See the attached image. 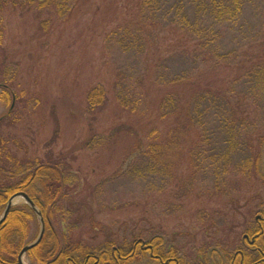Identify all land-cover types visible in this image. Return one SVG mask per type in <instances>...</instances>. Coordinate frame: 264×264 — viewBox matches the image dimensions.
<instances>
[{
    "label": "rangeland",
    "instance_id": "374dc122",
    "mask_svg": "<svg viewBox=\"0 0 264 264\" xmlns=\"http://www.w3.org/2000/svg\"><path fill=\"white\" fill-rule=\"evenodd\" d=\"M152 14L144 0H0L1 150L22 159L50 153L68 162L70 190L52 211L61 239L100 249L107 242L159 236L163 250H173L186 264H227L237 249L249 247L245 234L251 237L264 215L263 177L234 168L226 174L210 160L198 166L200 159L191 154L194 134L168 154L174 163L168 184L163 176L123 173L134 137L86 144L92 136L87 101L97 85L108 96L94 121L101 136L125 123L144 143L156 127L162 142L177 125L176 115L160 114L162 97L175 87L160 80L158 65L185 44L168 26L153 24ZM251 23L257 25V18ZM120 77V88L140 99L138 111L119 104ZM248 120L252 126L259 122ZM233 155L240 160V153ZM23 203L19 198L15 204ZM89 204L105 231L91 227ZM36 221L28 240L39 234ZM23 261L31 260L25 254Z\"/></svg>",
    "mask_w": 264,
    "mask_h": 264
},
{
    "label": "trees",
    "instance_id": "16d2710c",
    "mask_svg": "<svg viewBox=\"0 0 264 264\" xmlns=\"http://www.w3.org/2000/svg\"><path fill=\"white\" fill-rule=\"evenodd\" d=\"M144 4L153 13V24L168 26L185 44L158 65L160 80L175 87L162 97L160 114L176 115L177 125L168 130V138L162 142L158 141L156 127L147 135L149 142L144 143L137 131L125 123L115 126L110 135L101 136L94 121L96 114L105 108L108 96L103 85H97L87 101L92 136L86 144L97 145L93 143L96 138L100 144L110 145L115 137H134L135 143L122 164L123 173L132 178L163 176L168 184L173 179L174 167L167 160L168 154L176 151L184 138L194 134L196 145L191 148V154L200 159L198 166L210 160L211 165L221 164L216 167L223 168L226 174L234 168L236 172L264 178L263 1L144 0ZM254 17L257 25L251 23ZM240 37L241 41L232 46L231 42ZM122 80L120 77L116 81L119 104L131 112L138 111L140 99L120 88H125ZM5 90L11 97L10 89ZM254 118L259 122L253 126L246 121ZM234 152L241 154L239 161L234 160ZM70 172V165L62 157L48 153L45 157L22 159L11 152L4 154L0 146V213L14 193L24 191L44 216L43 238L26 253L30 264H186L173 250L167 249V253L163 250L159 236H153L149 242L141 237L119 245L107 242L100 249L79 240L61 239L53 226L52 211L70 190L65 186L72 178ZM86 212L92 228L101 231L108 228L96 220L91 204ZM34 219L38 222L30 204L11 207L0 224V264H18L21 249L38 236L28 240ZM258 223L255 230L251 229L255 241L249 242L247 249H237L227 264H264V215ZM222 262L220 259L217 264Z\"/></svg>",
    "mask_w": 264,
    "mask_h": 264
},
{
    "label": "water",
    "instance_id": "95a60500",
    "mask_svg": "<svg viewBox=\"0 0 264 264\" xmlns=\"http://www.w3.org/2000/svg\"><path fill=\"white\" fill-rule=\"evenodd\" d=\"M19 198H24V200L30 204V206L33 208V210L35 211V213L37 214L39 221H40V231L38 236L36 237V239H34L33 241H31L30 243L26 244L20 251L19 255H18V264H24L23 261V257L25 255V253L34 248L35 246H37L40 241L43 238L44 235V231H45V221H44V217L43 214L41 212V210L38 208V206L36 205V203L31 199V197L24 191H18L16 193H14L7 201V205L0 217V224L4 222V220L7 218L11 207L17 202V200Z\"/></svg>",
    "mask_w": 264,
    "mask_h": 264
},
{
    "label": "flooded vegetation",
    "instance_id": "af4514ba",
    "mask_svg": "<svg viewBox=\"0 0 264 264\" xmlns=\"http://www.w3.org/2000/svg\"><path fill=\"white\" fill-rule=\"evenodd\" d=\"M261 217L262 216H260L259 218H261ZM245 236H246L245 238L248 239V241H251V243L255 241L254 239H252V238H254L253 235L250 237L249 234H245Z\"/></svg>",
    "mask_w": 264,
    "mask_h": 264
}]
</instances>
